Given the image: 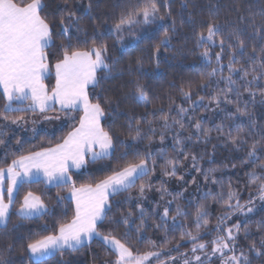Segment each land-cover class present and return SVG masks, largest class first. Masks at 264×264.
<instances>
[{"label": "trees", "instance_id": "1", "mask_svg": "<svg viewBox=\"0 0 264 264\" xmlns=\"http://www.w3.org/2000/svg\"><path fill=\"white\" fill-rule=\"evenodd\" d=\"M45 2L48 4L45 11L50 14L49 20L58 19L62 14L58 6H62L65 0ZM145 2L67 0L71 10L80 17L79 27L83 29L80 33L72 30L73 44L81 48L91 46L92 38L95 37L97 45H107L105 60L111 72L100 71L98 76L110 75V78L101 80L94 90L89 88V96L94 103L99 96L102 104L104 97L113 98L112 104L103 105L106 115L102 123L106 130L118 138L117 143L119 140L125 142L122 146L118 144L111 158L89 162L82 171L71 172L72 180L77 187L94 184L129 163H139L140 157L150 152L152 156L148 159V175L137 179L134 187L110 198L111 208L100 227L102 233H111L126 243L134 255L159 252L162 261L193 253L192 241L182 236V233L198 235L197 243H205L207 252L212 250V241L223 235V231L216 230L218 224L222 229L239 224L237 254L243 253L250 264H264V207L233 222L228 223L227 219L222 223L220 221L221 216H229L236 209L237 198L241 206H246L260 194V185L264 184V139L256 134L255 129L250 133L247 127L241 133L245 143L233 145L228 138L229 132L236 135L235 128L231 127L233 124L242 121L246 125L249 119V116H243L240 120L228 119L229 113H235L237 100L241 106L247 102L248 112L256 121L257 128L264 127V105L259 103L258 98L259 88L264 87V79L252 85L256 92L255 103L249 93L244 91L246 80H251V75L241 79L242 73H233L232 79L236 81L233 86L225 79L230 75L228 64L235 50V41L228 38L230 32L242 31L245 51L249 54L253 47L259 51L262 46L251 25L253 20L257 26L264 24V0H155L159 11L153 22L144 24L142 17H135L137 24L131 27L125 24L120 32L114 30L123 14L140 8ZM89 3L92 5L90 9ZM210 22L221 26L220 34L215 38L217 43L215 46H198L197 34L204 32L206 35ZM165 30L170 37L166 45L160 44ZM55 31L59 32V27ZM76 36H79V40ZM222 37L225 38V48L218 64L216 53L221 51L219 40ZM61 39L54 36L56 46L47 50L52 65L59 58L58 45ZM229 43L233 45L232 49L227 47ZM157 46L159 55L155 56ZM205 48H209L210 63L201 55ZM236 59L239 60L235 64L237 68L251 65L247 56L237 54ZM221 65L222 71L219 70ZM213 68L217 72L209 76ZM137 81L147 93V104L137 102L134 98ZM45 85L51 92L55 85L54 70L46 78ZM229 87L238 88L239 97L235 91L228 92ZM182 89L191 92L190 100L184 97ZM222 92H226L233 103L224 102L223 95L219 106L211 100L213 95ZM6 103L0 92V141H3L0 143V168L5 169L20 155L54 147L62 142L78 126L82 116L81 111H61L57 107L45 113L27 110V106L19 107L22 111L6 112ZM181 107L187 111L181 113ZM164 114L168 116V128L164 127L161 119ZM3 115L9 119L4 120ZM41 116L65 118L68 124L55 135L42 132L34 139L19 138L17 131L7 127V122L18 117H23L20 121L33 123ZM174 121H180L183 127ZM197 122L203 129L209 130L207 136L197 133L194 127ZM129 123L132 128L139 124L143 129L140 139H131ZM221 124L224 125L223 132L216 130V126ZM2 131L15 135L7 142V139H1ZM132 135H135L134 131ZM189 136L192 138L188 139ZM176 139L181 140V143L177 144ZM256 141H259L256 157L250 159L248 152ZM193 156L196 157V167H193ZM169 160L177 161L175 175H165V171H171ZM187 172L190 174L187 175ZM253 172L258 177L255 182L250 180ZM183 181L185 186L180 189ZM141 184L146 185L143 196L139 192ZM230 191L236 194L230 201L232 208L227 203ZM29 192L41 198L50 210L48 214L32 219H24L17 214ZM58 195L66 199L60 201ZM68 197L69 189L64 185L48 187L42 181L23 184L18 190L7 225L0 228V259L6 264H32L26 245L32 240L54 234L58 222L71 219L74 204ZM165 208H168L167 217H163ZM201 208L208 213L205 217L208 224L203 225L201 220L202 226L197 229V212ZM124 217L128 218L127 223H124ZM253 244L261 255L251 250ZM115 259V253L95 239L78 251L57 253L47 259L45 264H61V261L63 264H111Z\"/></svg>", "mask_w": 264, "mask_h": 264}, {"label": "snow or ice", "instance_id": "2", "mask_svg": "<svg viewBox=\"0 0 264 264\" xmlns=\"http://www.w3.org/2000/svg\"><path fill=\"white\" fill-rule=\"evenodd\" d=\"M92 7L89 3L88 8ZM48 4L45 0H0V88L3 89V94L6 97L5 111H22L23 109L13 108L14 101H30L29 108L32 111L39 110L45 113L59 105L61 111L80 110L83 115L79 118L78 126L74 127L62 142L57 143L54 147L44 148L40 151L29 152L27 155H20L17 159H13L11 164L5 169L0 168V224L6 225L10 215V209L14 202V194L18 186L25 178L38 176L42 174L47 182H55L58 185L67 186L69 189V197L74 204V214L70 220L64 219L58 222L55 233L43 236L42 238L30 241L26 245V250L30 253L29 259L32 264H45L47 259H50L55 253L63 254L65 251H78L80 247L90 244L94 238H98L103 245L108 247L115 253L116 259L111 264H147L150 258H159V252H147L143 255H134L130 246L122 243L111 233L104 234L100 231L107 217V213L111 208L110 197L115 196L121 191H126L135 186V181L142 176L148 175L150 169L148 167V159L152 153H145L140 157L139 163H129L120 170H114L111 175L104 179L93 183L82 184L77 187L70 175L72 169L84 168L89 162L107 160L111 158L119 145H124L123 140H119L113 135L110 130H106L103 121L105 119L104 104H112L113 98L106 96L103 98V104L100 102L99 96L94 103L89 96V88L93 90L99 86L101 80L110 78L108 76H98V72L105 71L110 74L111 69L106 63L105 55L108 51L107 45H97L95 37L92 38L91 46L79 47L73 44V33L83 31L79 27L80 17L76 16L75 12L68 6L65 0L62 6H58V10L62 12L58 19L49 20V13L45 10ZM159 9L155 0H146V2L138 9L126 12L121 16L119 23L114 26L116 32H120L125 24L135 23V17H142L144 23H151L156 19ZM163 20V17L159 18ZM174 23V22H173ZM252 29L255 36L259 37L262 46L259 51L255 47L252 48L251 54L245 51V40L242 38L241 30H233L228 34V38L235 41V50L231 53V58L228 64L230 75L226 77L227 83L230 86L236 84L232 79L233 73H242L241 79H245L249 75L251 80H246L244 91L248 92L252 97V102L255 103L256 92L253 91L252 85L255 82L264 79V24L257 26L255 20L252 21ZM59 27V32L55 29ZM207 34L200 32L197 34V45L201 46L208 44L215 46L216 37L221 32V26L218 23L210 22L206 28ZM54 36L62 37L58 45L59 58L55 64L49 63L48 49L56 46ZM79 40V36H76ZM170 40L167 30L164 31L160 44H167ZM87 45V40L84 41ZM221 51L216 53V61L222 60V53L225 48V38L219 40ZM229 49L233 45H227ZM237 54L247 56L251 61L250 67L241 66L235 67L239 63L236 59ZM155 56L159 55V46H157ZM202 57L209 63L210 51L205 48L201 53ZM140 63V61H137ZM159 63H157V68ZM54 70L55 85L49 92L44 80L48 78ZM220 71L223 66H220ZM217 72L216 68L212 69L209 76H214ZM206 87L207 85H201ZM228 92L235 91L239 97L238 88L229 87ZM260 101L264 105V87L259 88ZM182 94L186 99H191V92L184 91ZM223 100L226 103H233L228 98L226 92L218 93L211 97V100L217 106ZM147 93L143 86L137 81L135 85V99L137 102L147 104ZM203 98H201L202 100ZM235 113H229L228 119L240 120L243 116H249L248 122L245 125L242 121L235 123L231 127L235 128L236 135L228 134L233 145L245 143L246 140L241 133L247 127L251 133L254 129L256 134L264 139V127L257 128L256 121L253 120L248 112V103L241 106L239 100L236 102ZM181 113L187 110L181 107ZM46 119H59V117H45ZM4 120H8L7 115H3ZM23 117H18L11 120V123L16 124ZM164 121V127H170L168 116H161ZM151 125V121L148 122ZM180 124V121H174ZM183 127V124H180ZM197 133L208 135L209 130L203 129L200 122L194 125ZM129 135L133 141L141 138L143 129L137 124L132 128L129 123ZM154 131V129H150ZM216 130L223 132L224 125H217ZM134 131L135 135H132ZM192 137L189 136L188 139ZM164 137L161 135V141ZM3 143V141H0ZM176 143L180 144L181 140L176 139ZM259 141L253 143L251 150L248 152V157L253 159L256 157V146ZM163 152V149H161ZM126 155V154H125ZM139 155V154H138ZM193 167H196V157H192ZM177 161L169 160L171 171H165V175H175ZM258 179L255 172L250 174V180L255 182ZM146 185L139 186L141 196L145 193ZM260 199L264 200V184L260 185ZM5 193L7 202H5ZM236 194L228 193V207L233 205L230 201ZM66 197L59 196L58 200L63 201ZM237 210L243 211V206L240 205L239 199L234 206ZM253 207H248L247 212L251 213ZM50 212L47 205L43 203L39 196L29 192L23 200L21 207L18 209V215L24 219H32L43 216ZM141 212L143 209L141 208ZM179 215V209L177 210ZM130 215V213H129ZM208 215L202 208L197 212L196 227L199 229L201 220L203 225L208 224L205 217ZM168 216V208L164 209L163 217ZM227 216H221V223L227 219ZM128 218L124 217V223H127ZM175 220V217L173 218ZM47 228V225L44 226ZM236 231H239L240 225L233 226ZM217 231H226L225 236H218L212 241V254L220 253L224 256V251H234V241L236 236L233 228L222 229L220 224L217 225ZM139 231V229H137ZM127 235V233H125ZM182 236H187L192 241L191 251L195 254L197 251L204 252L207 245L205 243H197L199 236L193 235L191 232L182 233ZM264 246V245H262ZM252 251L257 255H261L256 249L255 244L252 245ZM34 258V259H33ZM172 264H175V257H170ZM196 264H205L201 256L194 255ZM0 264H6L3 259H0ZM63 264V261H61ZM183 264H192L186 256ZM222 264H250L248 258L243 253L238 257L232 255L227 260L222 259Z\"/></svg>", "mask_w": 264, "mask_h": 264}, {"label": "rangeland", "instance_id": "3", "mask_svg": "<svg viewBox=\"0 0 264 264\" xmlns=\"http://www.w3.org/2000/svg\"><path fill=\"white\" fill-rule=\"evenodd\" d=\"M144 23V22H143ZM137 24V22L132 23V24H127V27H131L132 25ZM144 24H149V23H144ZM142 28V25H141ZM91 88V87H90ZM260 100V96L258 97ZM13 108L18 109L19 107H24L25 106H17L15 104L12 105ZM19 108V109H20ZM27 110H31L29 108V106H27ZM64 111H68V110H64ZM76 111V110H75ZM80 111V110H77ZM40 112V111H39ZM82 112V111H81ZM41 113V112H40ZM83 114V112H82ZM68 122L65 118L62 119H54V120H50L47 121L45 116H41L38 120H35L33 123H28V122H23V121H19L16 124H13L11 122H7V127L10 130H15L17 131L18 137L19 138H27V139H34L38 134L45 132L47 134H51V135H55L57 134L61 129H63L65 126H67ZM1 139L5 138L7 139V142L10 141L11 138H13V133L10 132H6L4 133V131L1 132ZM3 140V139H2ZM1 152V151H0ZM187 175L190 174V172L186 173ZM184 183L185 181L182 182L180 189L184 188ZM243 206V205H242ZM248 207H253L254 210H257L259 208H263L264 207V200L260 199V194L255 197L251 203L247 204L246 206H243V211L237 210L235 209L233 211V213L229 216H227V222H233L235 220L241 219L242 216L244 215H249L250 213L247 212V208ZM253 210V211H254ZM252 211V212H253ZM251 212V213H252ZM228 228H233V232L236 236V239L234 241V251H229V250H225L224 251V256L223 258L221 257L220 253H216L215 255L212 254V250L210 251H204V252H200L197 251L195 254L191 253V254H183L180 257H175V264H183V260L185 258V256L189 259L192 260V264H196V262L193 259L194 255H199L201 256L202 260L205 261V264H222V259L223 260H227L229 257H231L232 255H236V256H240V254H237L236 251V247H237V237H238V232L236 231V229L234 227H228ZM222 236L226 235V231L222 232ZM161 259V255L159 256V258H150V260L147 262V264H172V260L170 258L166 259V260H162Z\"/></svg>", "mask_w": 264, "mask_h": 264}, {"label": "crops", "instance_id": "4", "mask_svg": "<svg viewBox=\"0 0 264 264\" xmlns=\"http://www.w3.org/2000/svg\"><path fill=\"white\" fill-rule=\"evenodd\" d=\"M46 80V79H45ZM45 80H44V83H45ZM0 92H2L3 93V89L2 88H0ZM4 95V94H3ZM5 97V96H4ZM5 99H6V97H5ZM7 101V100H6ZM13 104H15V105H17V106H29V104H30V101H28V100H24V101H14L13 102ZM55 107H57V108H59V105H56ZM60 109V108H59ZM36 111H38L39 112V110H36ZM77 111V110H76ZM83 115V114H82ZM85 168V167H84ZM84 168H81V169H79V170H77V169H72L71 170V172H80V171H82ZM38 181H42V182H44L48 187H56V186H61V185H58L57 183H55V182H52V183H49V182H47V180L45 179V177L42 175V174H40V175H38V176H32L31 178H25L24 180H22L21 182H20V184H19V186H18V189L16 190V192H15V194H14V202H15V200H16V196H17V193H18V190H19V188L23 185V184H29V183H33V182H38ZM111 198V197H110ZM5 202H7V196H6V193H5ZM14 202H13V204H14ZM12 207H13V205H12ZM12 207H11V209H10V214H11V211H12ZM9 217H10V215H9ZM23 218V217H22ZM9 220V219H8ZM8 223V222H7ZM7 225V224H6ZM6 225H2V224H0V228L1 227H5ZM95 239H98V238H94L93 240H95ZM92 240V241H93ZM86 245H88V244H86ZM85 246V245H84ZM83 247V246H82ZM55 254H57V253H55ZM54 254V255H55ZM29 255H30V253H29ZM53 255V256H54ZM34 259V258H33Z\"/></svg>", "mask_w": 264, "mask_h": 264}]
</instances>
